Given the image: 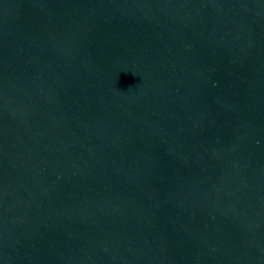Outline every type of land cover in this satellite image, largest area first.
Instances as JSON below:
<instances>
[{
    "label": "water",
    "instance_id": "water-1",
    "mask_svg": "<svg viewBox=\"0 0 264 264\" xmlns=\"http://www.w3.org/2000/svg\"><path fill=\"white\" fill-rule=\"evenodd\" d=\"M0 264H264V0H0Z\"/></svg>",
    "mask_w": 264,
    "mask_h": 264
}]
</instances>
